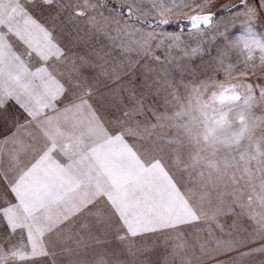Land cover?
<instances>
[{
	"label": "snow or ice",
	"instance_id": "1",
	"mask_svg": "<svg viewBox=\"0 0 264 264\" xmlns=\"http://www.w3.org/2000/svg\"><path fill=\"white\" fill-rule=\"evenodd\" d=\"M0 264H264V0H0Z\"/></svg>",
	"mask_w": 264,
	"mask_h": 264
}]
</instances>
